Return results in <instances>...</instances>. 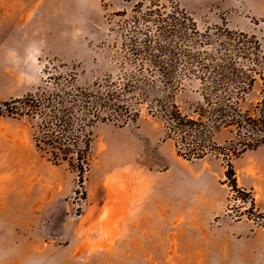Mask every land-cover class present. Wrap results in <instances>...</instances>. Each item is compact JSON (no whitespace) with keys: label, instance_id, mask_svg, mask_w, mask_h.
<instances>
[{"label":"rangeland","instance_id":"374dc122","mask_svg":"<svg viewBox=\"0 0 264 264\" xmlns=\"http://www.w3.org/2000/svg\"><path fill=\"white\" fill-rule=\"evenodd\" d=\"M160 2L167 9L179 6L200 32L224 27L264 45V0ZM151 5V0H0V104L37 93L49 81L47 68L75 75L80 86L130 71L126 42L139 12ZM261 87L258 83L246 98L244 110L261 100ZM202 102L199 78L183 79L174 97L181 112L191 114ZM141 110L128 126L93 129V159L83 178L38 152L27 122L0 118V264H189L177 261L175 242L174 252L166 248L173 224L186 218L181 211L166 214L164 207L196 192L213 197L215 209H225L220 220L264 226L259 209L251 213L248 200L226 178L230 163L238 186L246 188L259 174L252 152L229 162L215 149L204 159L186 160L166 138L162 121L146 106ZM233 137L223 131L215 141L222 148ZM195 219L214 223L209 215Z\"/></svg>","mask_w":264,"mask_h":264},{"label":"trees","instance_id":"16d2710c","mask_svg":"<svg viewBox=\"0 0 264 264\" xmlns=\"http://www.w3.org/2000/svg\"><path fill=\"white\" fill-rule=\"evenodd\" d=\"M151 1L147 11L139 12L136 31L126 42L124 61L130 71L80 86L75 75L47 68L45 86L1 103L0 118L27 122L37 151L56 165L66 163L78 170L81 178L93 159V129L98 124L125 127L137 122L142 106L162 121L178 156L189 161L219 149L230 162L264 146L263 43L224 27L200 32L179 6L167 9L160 0ZM192 76L201 81L203 102L183 114L174 97L183 79ZM258 83L261 100L244 110L242 104ZM223 131L234 137L221 148L215 136ZM228 165L232 190L248 200L251 213L258 211L253 193L238 187L236 172Z\"/></svg>","mask_w":264,"mask_h":264},{"label":"crops","instance_id":"0c3cea01","mask_svg":"<svg viewBox=\"0 0 264 264\" xmlns=\"http://www.w3.org/2000/svg\"><path fill=\"white\" fill-rule=\"evenodd\" d=\"M252 155L251 160L258 166L259 174L245 184L246 188L241 189L253 193L256 208L264 217V146L252 152ZM251 166L253 165L247 169H253ZM181 199L180 203L168 202L164 207L166 214L181 211L180 215L186 218L173 224L175 234L172 233L170 241L166 240V248L170 252H174V242L176 243L177 261L189 264H264L263 225L249 219L236 221L227 217L220 220L224 217L222 210L225 209H215L213 197L205 192L188 194ZM201 215H209L214 223H196L195 217Z\"/></svg>","mask_w":264,"mask_h":264}]
</instances>
